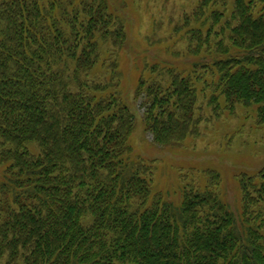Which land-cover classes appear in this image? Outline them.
I'll list each match as a JSON object with an SVG mask.
<instances>
[{
    "label": "trees",
    "instance_id": "obj_1",
    "mask_svg": "<svg viewBox=\"0 0 264 264\" xmlns=\"http://www.w3.org/2000/svg\"><path fill=\"white\" fill-rule=\"evenodd\" d=\"M114 9L0 0V262L264 264V169L239 179L240 229L218 172L175 205L133 156L135 117L120 85L127 36ZM193 17L188 50L216 55L212 71L152 66L161 73L135 94L161 146L200 136L199 93L216 116L256 107L264 124V0H201ZM201 75L211 81L198 85Z\"/></svg>",
    "mask_w": 264,
    "mask_h": 264
},
{
    "label": "rangeland",
    "instance_id": "obj_2",
    "mask_svg": "<svg viewBox=\"0 0 264 264\" xmlns=\"http://www.w3.org/2000/svg\"><path fill=\"white\" fill-rule=\"evenodd\" d=\"M112 1L115 13L124 22L127 36L121 52L120 85L122 101L135 117L130 141L133 156L150 164L155 192L175 205L182 202L185 187L202 188L210 182L206 172H218L221 178L219 193L230 205L239 228L243 229L239 179L245 174L257 175L264 169V124L256 117V107L237 105L232 111L222 107L216 116L205 94L199 93L196 115L202 118L200 136L190 137L180 145L161 146L146 130L143 99H135L141 79L154 78L161 73L159 68L151 73L152 66H175L185 74L194 68L203 74L207 66L212 71L216 55L208 52L197 55L188 50L187 25L194 22L193 14L201 0ZM207 18L209 14L203 16L200 25L206 24ZM197 81L201 85L211 81V76Z\"/></svg>",
    "mask_w": 264,
    "mask_h": 264
}]
</instances>
